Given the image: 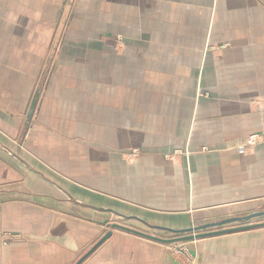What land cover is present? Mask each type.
I'll list each match as a JSON object with an SVG mask.
<instances>
[{"label": "crops", "instance_id": "0c3cea01", "mask_svg": "<svg viewBox=\"0 0 264 264\" xmlns=\"http://www.w3.org/2000/svg\"><path fill=\"white\" fill-rule=\"evenodd\" d=\"M263 211L264 0H0V264H77L110 231L82 264H264V228L112 229Z\"/></svg>", "mask_w": 264, "mask_h": 264}, {"label": "water", "instance_id": "95a60500", "mask_svg": "<svg viewBox=\"0 0 264 264\" xmlns=\"http://www.w3.org/2000/svg\"><path fill=\"white\" fill-rule=\"evenodd\" d=\"M53 55H50L48 59V65H50L51 60ZM47 75V69L43 72L42 74V79L38 85V87L34 91V95L30 101V104L27 108L26 111V120L27 122H30L35 114V111L38 107V103L40 101V96L43 91V81ZM101 210V209H100ZM116 214V213H115ZM264 217V211L251 214L245 217H237V218H232L228 219L225 221H221L218 223H212L200 227H193L191 229H185V230H171V229H166V228H160L162 230H168L169 232L175 234V235H180L179 237H175L173 239H162L158 238L152 235H149L147 233H143L141 231H136L132 228L120 225V224H113L112 229H117L121 230L130 234H134L140 237H144L146 239L156 241L162 244H172V243H181V242H187V241H195V240H201V239H206L209 237H215L219 235H224V234H229V233H235V232H241V231H246V230H252V229H258V228H264V222L263 223H256V224H250L247 225L246 223H249L250 221ZM233 223H240L242 224L241 226L238 227H233V228H227V229H218L219 227L230 225ZM213 229L212 231H207ZM216 229V230H215ZM113 232L110 231L108 232L84 257H82L77 264H82L86 259H88L99 247H101L111 236Z\"/></svg>", "mask_w": 264, "mask_h": 264}, {"label": "rangeland", "instance_id": "374dc122", "mask_svg": "<svg viewBox=\"0 0 264 264\" xmlns=\"http://www.w3.org/2000/svg\"><path fill=\"white\" fill-rule=\"evenodd\" d=\"M68 6H70V5H68ZM70 9V7H68V11H69V13L65 16V21H64V23L61 25V27L59 28L60 30L58 31V36H57V38L56 39H53V40H55L54 41V43H53V41H52V43H53V45H52V48H51V50H50V54L51 55H56V53H55V47H57L56 49H58V47L60 48L61 47V43L63 44L64 42H63V38H64V35H65V33L64 32H66L64 29H63V27H66V26H68V24L73 20V16L71 15V14H73L72 13V11H71V9ZM69 22V23H68ZM64 34V35H63ZM63 36V37H62ZM62 37V38H61ZM50 56V55H49ZM48 56V57H49ZM47 64H48V62H47V60H46V62L44 63V65L42 66V69L40 70V72H38L36 75H35V81H34V86H33V88H37L38 87V85H39V83H40V81H41V79H42V74H43V72L47 69V75H46V77H45V79H44V81H43V88H44V86L46 85V83L48 82V80H49V75L51 76L52 75V71H51V63H50V65H48L47 66Z\"/></svg>", "mask_w": 264, "mask_h": 264}, {"label": "built area", "instance_id": "2783aa9c", "mask_svg": "<svg viewBox=\"0 0 264 264\" xmlns=\"http://www.w3.org/2000/svg\"><path fill=\"white\" fill-rule=\"evenodd\" d=\"M257 136H252L249 141L239 148V152L242 154L248 153L257 143ZM176 259L178 264H198V258L187 245H182L180 248H176Z\"/></svg>", "mask_w": 264, "mask_h": 264}]
</instances>
